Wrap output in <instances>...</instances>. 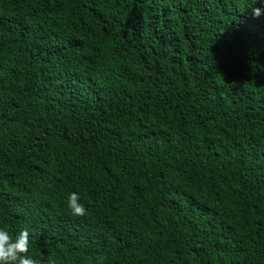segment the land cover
Wrapping results in <instances>:
<instances>
[{"label":"trees","instance_id":"obj_1","mask_svg":"<svg viewBox=\"0 0 264 264\" xmlns=\"http://www.w3.org/2000/svg\"><path fill=\"white\" fill-rule=\"evenodd\" d=\"M0 228L37 264H264V3L0 0Z\"/></svg>","mask_w":264,"mask_h":264},{"label":"clouds","instance_id":"obj_2","mask_svg":"<svg viewBox=\"0 0 264 264\" xmlns=\"http://www.w3.org/2000/svg\"><path fill=\"white\" fill-rule=\"evenodd\" d=\"M256 0H254V3ZM264 3V0H261ZM261 8H252L254 17H259ZM68 207L75 216H83L86 209L79 202V195L72 193L68 197ZM29 248V232L21 230L13 236L8 230L0 228V264H37V262L27 256Z\"/></svg>","mask_w":264,"mask_h":264}]
</instances>
